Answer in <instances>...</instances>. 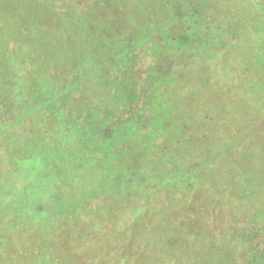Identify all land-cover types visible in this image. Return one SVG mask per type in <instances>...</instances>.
<instances>
[{"label":"rangeland","instance_id":"rangeland-1","mask_svg":"<svg viewBox=\"0 0 264 264\" xmlns=\"http://www.w3.org/2000/svg\"><path fill=\"white\" fill-rule=\"evenodd\" d=\"M63 1L70 4L73 0ZM186 3L189 4L188 7L195 6L198 5V0H182V8L173 11L176 12L174 18H171L170 13L164 12V9L160 10L158 8L156 11L146 10L143 13V24L146 23L145 26L148 30L142 36L136 35L139 38V44L132 46L133 60L131 62H129L130 58L123 60V54H121L122 44L115 46L114 51L111 52L109 49L105 55L102 54L99 57H95L93 52L89 56L88 51L84 50L87 71L80 65L82 81L95 79L90 80L85 86L82 85L81 87H84V89L81 87L78 89L77 87L74 90L70 87L68 91H63L60 88L59 80L63 74L65 75L70 71V62L65 61V55L62 56V60L56 61L58 65L54 62L52 65L51 87L48 89L47 98L51 97L52 100L55 98L61 99L60 107L55 112L50 108L36 107L38 101L35 105L30 102L31 105L22 106L16 111L11 109L8 119L5 117L6 115L0 117V135L8 134V139H6V136L0 139V142L2 144L6 142L5 145L8 147L7 150L2 148L0 150L2 152V155H0V168L6 170L8 177L9 175L11 177L17 175L18 178L4 180L11 188L21 186L20 190L19 188L13 190L16 193L21 192L20 195H24L21 203L25 211L28 205H34L39 196L42 199L40 202L44 209L55 216L65 213L62 211L66 208L67 202L73 215H79L82 212L90 216L91 214H97L98 209L106 208L107 202L104 195L107 193L103 191L104 186L108 185L110 190L114 189L113 185L106 183V177L111 174L108 167L113 164H121L119 156L122 157L123 162H128L133 157V161L141 158V161L138 162L140 168H136L135 178H138L136 179L138 182L143 183L142 181H144L152 189V192L154 183L148 177L151 173L150 170H152L150 164H159L154 162V150L167 148L165 153L168 154L184 152V156L190 165L196 164L198 159L200 163L209 160L210 170H202L206 176H210L214 190L220 192L221 183L226 180L231 185V189L224 194V200L227 201L226 209L224 211L223 209L219 210V205H214L210 207L209 217L208 214L200 217V213L194 218L191 217L196 212L194 206L202 207L200 201V203L195 201L197 200L194 195L195 191L201 190V186L199 185L197 188L196 184L201 182L197 181L200 177L198 178L194 174L192 180L179 183V191L175 193L173 184L164 180L159 183L160 194L158 196H155L154 193H150V195L145 192L140 193L141 199H139L147 200L151 204V209L146 210L148 213L141 217L144 220H140L142 227L137 230V234L141 233L142 236L152 232L150 228L153 225L155 226L154 220L157 215L160 217V211L163 212L165 203L174 202L183 197L185 190L190 186V192L183 199L191 206L190 210L193 213L190 211L187 213L175 212V216L171 215L172 218L167 220L168 223L172 222L174 225L164 226L162 233L158 234L160 241L167 238L164 240L165 243L174 241L176 245L184 249L185 255L183 254L184 257L181 260H179L181 256L179 251L173 247L171 248V246H164L161 249L156 247L151 250L149 248L151 253L149 250L143 252L141 257L138 258L139 264H155L153 259L159 260V264H220L219 261H222V257L217 256V250L224 242L226 245L223 250H226L231 260L233 258V245H235L233 242L235 240V237H233L235 230L233 231L232 228L238 227L237 234L239 238L242 236L247 237L250 229L249 231H243L242 229L249 228V218L245 217L247 211L249 210V215H252L248 204L238 206V195L242 190L235 188V185L244 187V182H248L251 172H253V176H256L255 173L262 172L261 168L264 169V78H262L264 74L261 75L262 72L258 74V70L262 66L264 67V56L255 67L256 72L254 73V68L248 60L251 61L252 56L258 54L253 49L252 42L255 39L254 36L251 37L244 32L247 27H255L257 25L255 23L259 22V18L264 23V0H210L205 7V13L203 14L201 8H197L194 11L197 17H194L193 14V19H189L187 16L184 17ZM84 4L85 2L81 4L83 10L86 7ZM68 7L76 8L78 5L72 4ZM175 18L177 20H180V18L185 19L186 22H201L202 25L206 26L207 24L213 25V28L217 27V22L221 24L227 22L228 26L225 33H229L228 38L235 32L239 35L244 34L243 36H237L236 41L229 44L231 45V51L225 52L227 54L219 56L214 54L213 56L217 59L209 57V54L205 56L201 60L200 74L196 75L197 80L194 83L192 77L195 76V72L191 67L186 68L187 65L185 66L183 63L185 57L188 56L182 54L180 49L170 45V50L162 53L166 44L162 45L160 43L161 37H165L166 40L168 39L167 41H170L175 33L182 30V23L174 22ZM159 22H165V25L169 27L165 36H160L163 35L160 33L164 30H162L163 26ZM137 26L139 27V25ZM127 33L129 36L132 35V28L129 27ZM116 37L119 39L117 34L116 36L113 35L114 40H116ZM261 41L264 44V39ZM14 43V40L10 42V50L15 54H19L18 48H13ZM33 55L37 57L35 54ZM219 59L221 60L219 61ZM43 62L45 68L49 67L46 59ZM217 62L220 68L213 69L214 64L216 67ZM227 63L232 65L231 70L221 66L222 64L227 65ZM40 64H42V60ZM102 65L105 66L103 71ZM27 67L28 65L20 67L21 72L23 73ZM248 70L251 71V74ZM166 72L172 74V82L176 86L168 92H166L169 89L168 85L154 83ZM202 72L204 73L201 74ZM103 73H106L105 79L101 78ZM43 76H47V72L46 74L43 72ZM256 76L258 77L255 78ZM150 77L153 81L149 80ZM68 80L67 78L63 81L64 86L68 85L66 84ZM96 80H98V86ZM45 83L47 85V82ZM154 88H159L161 93L157 94ZM195 89L196 93L194 94ZM241 89L245 90L243 101H241V96H235L236 90ZM188 91L189 94L186 97L185 94ZM70 96L72 98L73 96L76 97L73 100L72 98L66 100ZM79 97H83L84 100L80 101ZM226 102H228V106L225 105ZM192 105L196 112L190 114ZM157 109H159L160 117L156 114ZM171 109L176 115L173 120L170 114ZM227 112L229 116L224 115ZM186 115H195L193 121H199L198 124H188L186 118L182 121L179 120V122L176 120L177 118H184ZM29 122L32 125L27 128V132H20L23 125L27 126ZM156 124L159 125L156 126ZM232 125H234L232 127L233 133L245 132L246 134L242 144L241 142L238 143V147L232 146V142L229 140L224 144L220 142L224 135H229L227 127ZM187 126H190L191 130H188ZM146 127L155 129L160 135L155 143L152 141L153 138H149L148 142L142 144V133L147 131ZM136 128H139V131ZM13 129H16V131L13 132ZM174 129H179L182 132L174 131ZM190 131L192 136H197V142L192 141L191 138L185 140V137L189 136L187 133ZM22 135H26L23 140H21ZM127 135L128 137H126ZM27 136L31 139H28ZM40 136L44 137L45 142L49 141L50 143L43 142ZM93 137L94 142L91 141ZM11 138L16 141L14 145L8 142ZM81 139L82 142L84 141L83 143L89 144L88 147H84L83 144L79 145ZM182 141L185 144H182ZM150 142H152L153 147H150ZM183 146H185V149ZM13 147L21 148L20 151L28 152L29 155L21 151L22 153H13L6 156V151L10 152ZM120 148L122 153H119ZM80 149L88 151L87 156L91 165L97 163V158L100 166L94 170L92 178L81 179L86 185H91L88 186L90 190L87 193L91 195L87 198L69 197L68 194L64 196L67 185H69L70 190H78L79 184L76 181L79 182L81 178L76 173L75 167L67 165L68 170L73 174H69L68 180L62 179V177L68 176L63 159L69 155L65 152L75 154ZM60 150L64 151L61 152V158L59 159L63 165H53L54 154ZM89 153L92 154L88 155ZM148 155L150 157L147 159L146 156ZM79 159L80 157H76L71 160V164L76 163V167H78L77 161ZM211 161L215 164L213 165ZM166 165L163 169L165 172L171 167L170 163L166 162ZM123 167L126 169V165H123ZM229 170L234 175L232 179L230 177L225 179V175L227 176ZM179 174L181 175V173ZM136 181L133 183H138ZM205 183L206 181L202 184L204 187L202 192L207 194L205 186L210 187V185H205ZM247 185H252L256 189L261 188L262 181H252ZM84 186H82V189H84ZM91 190L92 192H90ZM261 193L260 200L262 201V199L264 200V190ZM7 195L9 196V194ZM30 195L33 198L32 202L28 201ZM173 195L174 197L171 199ZM9 197L7 198L9 201L2 200L0 202V230L2 226H5L1 221L7 222L12 213L16 211L15 202H13L15 200ZM114 197L119 199L121 196L116 193ZM17 198L20 199V197H14L13 199ZM111 199L114 200L112 197ZM202 204L203 206H210L213 202L209 198H205ZM125 211L124 208L121 209L120 214L126 215ZM253 211L256 213L255 206H253ZM93 217L97 218L98 216ZM83 220L92 223L93 226H99L97 222L91 221V218ZM261 220H264L262 216L258 219V224L261 225V228H264ZM103 237L106 238L105 233L101 236V241ZM213 237L217 248L215 252L209 249L206 244ZM2 244L6 245V238ZM187 246L192 250L188 251ZM94 247L86 250L77 263L83 264L81 260L84 259L86 264L128 263L127 259L124 260L125 262L118 260V246H107V243L102 241L98 249ZM239 248L243 251V247ZM239 248L238 250H240ZM70 250L72 252L75 249L71 248ZM134 250H138V247L134 246ZM2 251L6 254V246ZM146 255L148 259H146ZM128 256L131 259L134 258L133 249L128 252ZM194 257L196 260L193 259ZM33 262L38 264L39 261ZM228 262V260H223V264H230ZM241 262L239 264H242ZM0 264H6V262H0ZM21 264H24V262L21 261ZM27 264H30V260L27 261Z\"/></svg>","mask_w":264,"mask_h":264},{"label":"trees","instance_id":"trees-1","mask_svg":"<svg viewBox=\"0 0 264 264\" xmlns=\"http://www.w3.org/2000/svg\"><path fill=\"white\" fill-rule=\"evenodd\" d=\"M84 2L86 7L83 10L81 4ZM208 2H210V0H198V5L189 7V4L186 3L184 8V13L186 14L184 17L187 16L189 19H193V14L194 17H197L194 13L197 8H201L204 14ZM72 4L78 5V7L69 8L68 5ZM157 8L160 10L164 9V12L170 13L171 18H174L176 12L173 11L182 8V0H73L70 4L65 3L63 0H0V117L1 115H6L5 117L7 118L11 109L16 111L17 109H20V107H25L30 104V102L35 105L38 101L39 103L36 105V107L39 106L38 108H50L53 112L58 110L61 99L55 98L52 100L51 97H47L48 89L51 87L52 65L64 55L66 56L65 61L70 62V71L65 75L63 74L59 80V85H61L60 88H62L63 91H68L70 87L74 90L77 87L79 89V87L82 85L85 86L90 80H95L87 79V81H82L80 65H82V68L87 71L85 63L86 57L83 54L84 50L88 51L87 53L89 56H91L93 52L95 53V57H99L102 54L105 55L109 49L111 52L114 51L115 46L122 44V58L123 60L130 58L129 62H131L133 60L132 46L137 43L139 44V38L136 37V35L142 36L148 30L145 26L146 23L143 24V13L146 12V10L156 11ZM173 21L181 22L183 25L182 30L181 32L175 33L174 37L170 38V41H167L168 39L166 40L165 37H161L162 39L160 43L162 45L166 44L162 53L169 51L170 45L176 47V49H180L182 54L188 56L187 58L185 57L183 63L185 66L187 65L186 68L191 67L195 72V76L192 77L194 83L197 80L196 75L200 74L201 60L205 56L209 54V57L213 58L215 57L213 56L214 54L218 56L221 54H227L225 52L231 51V45L229 44L235 42L237 36H243L244 34L239 35L235 32L230 38H228L229 33H225L227 31L226 27L228 26L227 22H224L225 24L217 22V27L213 28V25L207 24L206 26L202 25L201 22H186L185 19L181 18L180 20L175 18ZM159 23L163 26L162 30H164L160 33L163 35L160 36H165L169 27L165 25V22ZM255 24H257L255 27H247L244 30L247 35L251 37L254 36L255 39V41L252 42L254 45L253 49L254 51H257L258 54L252 56L251 61L248 60L250 65L254 68V73L256 72L255 67L260 63L264 56V44L263 41H261L264 39L263 20L259 18V22H256ZM137 25H139V27ZM129 27L132 28V35L130 36L127 33ZM116 34L119 39L116 37V40H114L113 35L116 36ZM13 40L15 42L13 48H18L19 54H15L10 50V42ZM215 58L217 59V57ZM44 59L49 63V67L47 68H45V63L43 62ZM41 60L42 64H40ZM220 60L221 59H219V61ZM218 64L219 63L217 62L216 67L214 64L213 69L220 68ZM23 65H28V67L22 73L20 67H23ZM221 66H225L226 69L231 70L232 65H228L227 63V65L222 64ZM103 70H105L104 65H102V71ZM169 70H171V68H169ZM248 71L251 74V71ZM43 72L45 74L47 72V76H43ZM261 72V75H263V66L258 70V74ZM203 73L204 72L201 74ZM105 75L106 73H103L101 78L105 79ZM171 75V73L166 72L164 75H161L157 81L155 80L154 83L157 82L159 84L164 83V85H168L169 89L166 91L168 92L176 87L173 85ZM257 77L258 76L255 78ZM67 78L69 79L66 82L68 85L64 86L65 83L63 81ZM262 78H264V76ZM149 80L151 81L152 77H150ZM134 81L136 80L134 79ZM45 82H47V85ZM96 84L98 86V80H96ZM81 88L84 89V87ZM154 89L157 94L161 93L159 88ZM196 89L193 92L194 94L196 93ZM188 94L189 91L185 96L187 97ZM244 95V89L236 90L235 96H241V101H243ZM74 97L76 96H73V98ZM71 98L72 96L66 100H70ZM79 98L80 101L84 100L83 97ZM250 99L252 98L250 97ZM227 104L228 102H226L225 105L228 106L229 104ZM76 107L78 106L76 105ZM191 112H196L193 105L191 106L190 114ZM156 114L159 116V109H157ZM170 114L171 119H175L176 115L172 109ZM224 115L227 116L228 112ZM194 117L195 115H186L184 118H177L176 120L179 122V120L182 121L186 118L188 124L191 123L192 125H196L199 121H193ZM227 119L230 121L229 118ZM159 124H156V126ZM31 125L30 122L27 126L23 125L20 132H27V128ZM233 126L234 125L227 127L229 135H224L225 137L223 136L220 139V142L224 144L229 140L232 142V146L238 147V143L241 142L242 144L243 138L246 134L245 132L233 133ZM146 128V133H142V144H144L149 138H153L154 140L152 141L155 143V140L160 135L155 129H149V127ZM136 129L139 131V128ZM187 129L191 130V127L187 126ZM12 131L15 132L16 129H13ZM174 131L182 132L179 129H174ZM187 134H189V136L185 137V140L191 138L192 141L197 142V136H192L191 131ZM5 136L6 139H8L7 133L6 135H0V139ZM21 137V140H23V137L26 138V135H22ZM126 137H128V135ZM27 138L31 139L28 136ZM40 139L45 142L44 137L42 138L40 136ZM9 140V144L14 145L16 143L12 138ZM91 141L94 142V137L91 138ZM83 142L81 139L79 145L83 144L84 147L89 145ZM5 143L6 142L2 144V142H0V150H7L8 147ZM45 143L50 142L47 141ZM150 143V147H153L152 142ZM181 143L185 144L183 141ZM16 147L11 148L10 152L6 151V156L12 155L13 153L24 152L23 150H21L22 152L20 151L21 148L19 149ZM121 148L119 153H122ZM183 148L185 149V146H183ZM166 149L167 148L164 150L160 149L153 151L155 158L154 162L159 163L156 165L150 164L152 170H150L151 173L148 177L154 183L153 192L144 181H142L143 183L136 181L138 178H135V172L136 168H140L138 162L141 161V158L133 161V157L128 162H123L122 157L119 156L121 164H113L108 167L111 174L108 175L109 178L108 176L106 177V183L113 185L114 189L110 190L108 185L104 186L103 191L107 193L104 195L106 198L105 201L107 202L106 208L98 209V213L91 214V216L84 212L79 215L71 214L72 209L68 205V202L66 208L62 211L65 213L63 215L55 216L48 210L44 209V206L40 202L42 199L39 196L34 202V205H28L25 211L24 206L21 203L24 195H20L21 192L16 193L13 190L18 188L20 190L21 186H14L11 188L6 184V180H4L7 178H18L17 175L15 177L9 175L8 177L6 170L0 168V202L2 200H6V202L7 200L9 201L7 198L10 196L9 198L15 200L13 202H15L16 208V211L12 213L7 222L1 221L5 226H2V229L0 230V233H2L0 234V262H6V264H21V261H23L24 264H27V261L30 260V264H35L33 261H39L38 264H78L77 262H79V258H81L86 250L89 248L93 249L95 244L96 246L94 248L98 249L102 241L103 243H107V246H118V260L124 261L127 259V264H139L140 262L138 258L139 256L141 257L143 252L145 253L149 248L151 250L156 247L161 249V247L164 246H171V248L173 247L179 251L181 254L179 260H181L182 257H184V249L176 245L174 241L165 243L164 240L167 238L160 241L158 234L162 233V228L164 226L170 227L174 225L172 222L168 223L167 220L172 218L171 215L174 217L175 212H192L190 210L191 206L183 199V197L187 196L190 192L191 186L187 188L189 191H187V189L185 190L187 193L185 192L183 197H180L174 202L171 201L165 203L163 212L160 211V217L157 215L154 220L155 226L153 225L150 228L152 232L145 236H142L141 233L137 234V230L142 227L140 222L142 219L141 217L148 213L146 210L151 209V204H149L147 200H140V193L145 192L149 195L150 193H154L155 196H158L160 194L159 183L162 180L171 182L175 188V193L176 191H179V183L192 180L194 178L192 175L194 174L195 176H198V178L200 177L197 181L201 182L200 184H196L197 188L199 185L201 186V190L195 191L194 195L195 199H197L195 201L197 203L201 202L200 204L202 207L194 206L196 212L194 215L192 214L191 217L194 218V216L199 213L200 217L204 214H208L209 217L210 207L214 205H219V210L223 209L224 211V209H226L227 201L224 200V194L231 189V185L228 184L227 180L223 181L221 183L220 192H217L213 188L210 176H206L205 172L202 170H210L209 160L201 162V166L199 159L196 164L190 165L188 164L189 161L184 156V152L168 154L165 153ZM61 152L64 151L60 150L55 152L53 165L59 164V166H62L64 164L66 166L68 176L65 175L67 178L62 177V179L64 178L68 180L69 174H73V172L68 170L67 165L75 167L76 173L81 177L79 182L76 181V183L79 184L78 190H70L69 185H67L66 194L63 195L66 196L68 194L69 197L76 198L89 197L91 194H87L90 190L88 186L91 185H86L81 179L92 178L94 170L99 166L98 159L96 158V164L91 165V162L89 163V157L87 156L88 151L80 149L75 154L65 152L69 156H66L65 159H63L62 164L59 160L61 158ZM24 153L28 154V152ZM156 153H158V155H156ZM90 154L92 153H89L88 155ZM0 155H2L1 151ZM76 157H80L77 161L78 167H76V163L71 164V160ZM149 157V155L146 156L147 159ZM166 162L170 163L171 167L165 172L163 169L167 166ZM212 164L214 165L215 163ZM123 165H126V169ZM143 169L145 168L143 167ZM261 171L262 172L260 173H255L256 176H253V172H251V177L248 182H244V187L235 185V188L242 190L240 195H238V206L241 207L245 203L246 205L248 204L252 215H249L248 210L245 217L249 218V228L242 229L243 231H249L250 229L247 237L242 236L239 238L237 234L238 227L232 228L233 231L235 230L233 235V237H235V240H233L235 245H233V252L231 251L233 258L230 260L226 250H223V247L226 245L225 242L218 248V250L214 244V237L206 243L209 249H212L213 252L217 250V256H219V258L222 257V261H219L220 264H223V260H228V263L230 264H239L241 261H243L241 262L242 264H264V228H261V225L258 224V219L261 216L264 218V200H260V194H262L261 192L264 190V169L261 168ZM179 173H181V175ZM233 175L234 173L229 170L227 176L225 175V179L229 177L232 179ZM75 176L78 178L77 175ZM259 180L262 181L261 188L258 187L256 189V187H253L252 185H247L252 181L260 182ZM135 181L138 183H133ZM204 181H206L205 185H210V187L205 186L207 194L202 192L204 189L202 185ZM82 186H84V189H82ZM150 190L151 192H149ZM90 192H92V190ZM30 193L32 194V191ZM116 193L121 196L119 199L114 197V194ZM7 194H9V196ZM109 195L114 200H112ZM14 197H20V199H13ZM147 197L149 196L147 195ZM173 197L174 195L171 199H173ZM205 198L212 200L213 204L210 206L206 205L207 207L203 206L202 203ZM28 201H33L31 195L29 196ZM253 206H255L256 213L253 211ZM123 208L126 210V215L120 214V210ZM93 216L98 217L94 218ZM85 218H91V221L97 222L99 226H93L92 223L87 222L86 220L84 222L83 219ZM261 221H263L264 227V220ZM175 229L176 228L174 227V230ZM103 233L106 234V238L103 237V240L101 241ZM174 233H176V231H174ZM5 238L6 245H3L2 243ZM5 246L6 254L2 251ZM134 246H137L138 250H134ZM239 247H243V251H241ZM71 248L75 250L71 252ZM238 248L240 250H238ZM132 249L134 252L133 259L128 256V252L132 251ZM187 250L189 251L192 249H189V246H187ZM149 252L151 253L150 250ZM147 255L146 259H148ZM193 259L196 260L195 257ZM153 260L155 264L160 263L159 260ZM81 261L83 264H86L85 259ZM94 262L96 263V261Z\"/></svg>","mask_w":264,"mask_h":264}]
</instances>
